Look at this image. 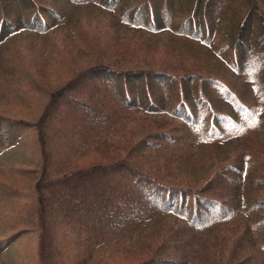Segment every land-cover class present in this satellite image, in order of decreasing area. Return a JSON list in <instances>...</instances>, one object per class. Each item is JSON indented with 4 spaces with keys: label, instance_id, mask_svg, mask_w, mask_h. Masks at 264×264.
<instances>
[{
    "label": "trees",
    "instance_id": "obj_1",
    "mask_svg": "<svg viewBox=\"0 0 264 264\" xmlns=\"http://www.w3.org/2000/svg\"><path fill=\"white\" fill-rule=\"evenodd\" d=\"M23 1L26 2V8L20 9L23 5H19L18 0H11L10 8L7 9L0 0V17L6 16L0 20V49L5 39L22 29L48 32L51 25L65 22L71 9L98 6L105 10L122 12L119 19L122 23H128L148 33L167 31L205 47H209L213 41V33L214 37H218V43L229 40L228 43L216 47L212 55L216 59L222 58L226 63L233 52L235 62L233 61L232 73L237 78L229 84L209 76L201 81L202 86L198 89L194 84L196 77L191 76L197 74L194 72L181 74L180 80L178 77H169L167 73L160 74L169 77L162 80L153 76L158 72L154 68L143 73V70L137 69L121 71L118 70L121 67L117 65L113 68L110 87L106 85L107 93H100L99 88L87 92L82 84V103L69 107L73 110L80 107L82 112L78 114L82 117L69 112L71 109H66L67 112L57 108L54 118L62 125L71 123L67 128L71 129L72 136H77L82 123V156L90 151L97 154L98 150L99 161H92L97 157H91L86 167L81 170L66 167L63 173L59 171L55 177L53 173L43 170L35 186L36 190L45 191L43 195H37L35 203L39 221L40 263L51 264L53 258L48 254L51 250L59 249L61 254L72 253L69 242L75 248H83L86 253L82 256L90 258L91 253L106 247L109 234L126 232L130 228H133L130 232L138 231L159 218L170 217L177 220L176 222L184 223L187 228L178 230L179 237L173 231L170 233L175 240L172 245L161 243L166 250L180 254L165 259V264H264V157L261 151L248 149L247 152L238 153L239 155L236 154L216 166L208 177L190 182L169 181V185L165 186L158 178L139 170L129 160H120L123 153L125 157L143 158L149 150L157 154L162 151L163 154L185 157L192 147H222L252 131L264 137V51L255 52V47H263L264 42L257 37L258 43L250 49L246 48L247 41H254L251 37L248 40L245 38L244 18L240 16L241 22L232 30L228 26L220 27L222 18L218 20V15L224 16L226 1L219 2L220 7L214 10L210 9V0H191L190 8L182 5L179 7L178 0H61L59 3L50 1V6L39 9H36L37 3ZM245 1L243 4L247 3L246 14L249 13V17L263 16L257 0ZM238 7L239 12L242 7ZM234 10H230L233 12L232 19L238 17ZM49 18L55 23L47 25V29L43 25H46L44 21L49 22ZM37 21L42 22V26H38ZM237 48L242 49V52L239 50L238 58ZM97 69L93 75L82 78V83L95 82L98 87L105 85L100 77L105 68ZM127 74L132 78L127 77V81L121 84V78ZM143 78H147L150 81L148 86L152 84L150 87L155 90H183L178 104L168 110L163 105H157L161 104V100H156L151 94L146 95L150 105L143 112L178 119L182 126V136L176 137L164 129L144 133L138 130L136 136L139 139L135 137L129 140L124 136L129 130L120 129V133L114 132V126L128 112L140 110L141 107L136 98L121 101L119 95L112 92V86L117 89H121V85L133 86L140 91ZM72 80L77 82L72 83ZM72 80L68 90L80 92L78 86L81 80L77 76ZM243 85L247 86L244 94L239 91ZM62 96L54 98L55 103L60 102ZM142 96L144 95L140 91L139 97ZM75 97L68 95L65 100L73 101ZM107 104L111 108L105 114L103 111ZM53 113H43L39 119L37 132L39 131L38 141L42 154L43 125L53 120ZM91 141H94L93 149L89 143ZM126 149L129 150L126 152ZM113 156L116 158L115 163L110 162ZM135 170H138V175ZM115 172L118 176L127 175L130 186L128 189L124 185L107 188L106 184L100 189L91 186L97 188V191L77 194L81 186L84 190L95 179ZM111 181L117 186L121 179ZM201 181L203 182L199 184ZM62 188L68 190V193L59 195V189ZM54 193L57 199L53 203L51 200H54ZM113 199L119 203L110 206ZM141 200L143 202L138 203ZM111 207L113 209L109 212ZM99 215H103L102 219H98ZM167 239L168 236L163 241ZM45 242L64 244V247L47 248ZM98 255L107 256L109 264L116 263L111 259L116 256L111 249L106 253L100 251ZM137 264L157 263L147 251Z\"/></svg>",
    "mask_w": 264,
    "mask_h": 264
},
{
    "label": "rangeland",
    "instance_id": "obj_2",
    "mask_svg": "<svg viewBox=\"0 0 264 264\" xmlns=\"http://www.w3.org/2000/svg\"><path fill=\"white\" fill-rule=\"evenodd\" d=\"M28 1L37 3L36 9H39L50 6V1L59 3L61 0ZM210 1L211 10L219 8V2L226 1L224 5L227 8L224 9V16L218 15V20L222 18L220 27L228 26L232 30L238 27L239 21L241 22L239 17L244 18L245 38L248 40L251 37L254 41L253 43L251 40L247 41L246 48L250 49L257 44V37L264 42V0H257L263 16L250 15L251 18L248 16L249 13L246 14L248 6L247 3L243 4L245 0ZM3 2L4 7L9 9L11 0H2ZM18 2L19 5H23L20 9L26 8L25 1L18 0ZM190 3L191 0H178L179 7L182 5L190 8ZM238 6L242 7L239 12ZM232 9L238 13V17L234 19L231 14L233 12L230 11ZM121 15L122 12L109 11L98 6H79L71 9V13L63 23L53 24L55 22L51 18L49 22L44 21L46 25L43 27L47 29V25L53 24L48 32L45 31L46 33L22 29L3 41L4 44L0 49L2 54L0 58V140L2 143L0 146L1 144L4 146L0 152V264H41L38 256L39 221L35 203L37 195L41 196L45 191L36 190L35 186L43 170L53 173L55 177L60 173L59 171L63 173L66 167L71 170H81L86 167L91 157H97L92 161H99L98 150H96L97 154L90 151L82 156V123L77 136H72L71 129L67 128L71 123L62 125L54 118L57 108L65 111L71 109L69 112L82 117L78 114L82 112L80 107H75L78 109L74 110L69 108L72 105L75 106L74 104L82 103V84L87 88V92L99 88L100 93H107L106 85L110 87L114 66L117 65L121 67L118 69L121 71L137 69L143 70V73L154 68L158 72L153 76L162 80L169 77L179 79L183 73L194 72L197 74L191 76L196 77L194 84L198 89L202 86L201 81L209 76L222 79L229 84L237 79L222 58L216 59L212 55L216 47L228 43L229 40L225 39L218 43V37H214L213 33V41L210 42L209 48H206L167 31L148 33L146 30L134 28L128 23H122L119 20ZM4 17L6 16L2 15L0 20L2 21ZM37 25L42 26V22L37 21ZM255 48L257 53L264 51V46ZM239 50L242 52V49L237 48V58ZM234 57L232 52L227 61H233ZM237 66L240 68L238 64ZM98 67L105 68L100 76L105 85L98 87L95 82L82 83V78L93 75ZM85 71L89 73L84 74ZM164 73H167L169 77L160 75ZM75 76L81 80L78 86L80 92L68 90L70 81ZM127 77L132 78L127 74L121 78V84L127 81ZM72 81V83L77 82ZM149 82L147 78L141 81L140 91L144 95L142 97H139L140 91L135 90L133 86L121 85V89L112 86V92L117 93L121 101L136 98L141 107L140 110L135 108L137 111L128 112L114 126V132L120 133V129L129 130L128 134H124L129 140L135 137L139 139V136H136L138 130L144 133L164 129L171 135L175 134L176 137L182 136L183 133L180 131L182 126L178 119L169 118L167 115L143 114V112H146L150 105L146 95L151 94L156 100H161V104L157 105H163L165 110H168L178 104L183 90L175 89L173 92L166 89L155 90L150 87L152 84L148 86ZM68 83L69 86H66ZM239 91L246 93L247 86L243 85ZM60 94L63 95L60 102L55 103L54 98L60 97ZM68 95L76 97L73 101L65 100ZM110 108L107 104L103 112L107 114ZM48 111L54 113L53 120L47 121V124L43 125L44 129L41 126L44 151L42 154L37 128L40 117ZM94 141L89 142L92 149L95 147ZM248 149L259 150L264 157V137L252 131L241 139L222 147H192L185 157L162 152L157 154L149 150L145 152L143 158L125 157L123 153L120 160H129L139 170L158 178L165 186L169 185L167 183L169 181L190 182L208 177L216 166L238 153L247 152ZM128 150L126 149V152ZM115 161L116 158L113 156L110 162L115 163ZM114 166L113 168H116ZM135 172L138 175V170ZM118 178L121 179L118 185L112 184L111 180ZM127 179L126 174L118 176L117 172L111 173L95 179L91 185L84 187V190L81 186L77 194L97 191V188L91 186L100 189L106 184L107 188L124 185L128 189L130 186ZM59 190V195L68 193V190L64 188ZM53 196L54 200L52 198L51 201L54 203L57 196L55 193ZM142 202L143 200L138 203ZM117 203L119 202L113 199L110 201V206ZM112 209V207L109 208V212ZM102 216L99 215L98 219H102ZM176 221L170 217H162L138 231L109 234L107 238L110 239L106 242V247L100 251L106 253L110 249L113 250L116 256H112L111 259L113 262L116 261L115 264H137L147 251L153 255L157 264H165V259L174 258L180 254L166 250L161 243L172 245L175 240L171 238L170 233L173 231L176 237H179L178 230L187 228L184 223ZM167 236L168 239L163 241ZM69 244L72 247V253L61 254L58 252L59 249L49 251V256L53 258L51 264H109L107 256L98 255L99 250L91 253L92 256L88 258V256H82L86 253L83 248H75L70 242ZM214 244L216 245L217 242ZM45 247L63 249L64 244L45 242Z\"/></svg>",
    "mask_w": 264,
    "mask_h": 264
}]
</instances>
